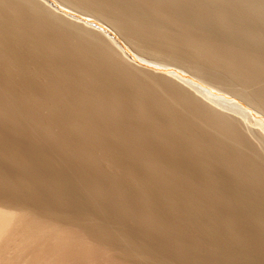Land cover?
<instances>
[{
	"label": "bare ground",
	"instance_id": "obj_1",
	"mask_svg": "<svg viewBox=\"0 0 264 264\" xmlns=\"http://www.w3.org/2000/svg\"><path fill=\"white\" fill-rule=\"evenodd\" d=\"M40 1L60 13V9L65 10V3H69L75 6L77 10L83 14L90 11L108 17L120 32L138 47L146 49L150 54H162L169 60L190 66L196 72L195 75L200 77L203 83L197 82L191 78L184 79L175 72H171L174 75L170 76V74L168 75L159 69L149 68L148 65H151L152 62L144 58H139V61L144 63V65L136 62L110 32L94 23L82 20L77 16L62 12L63 14H66V18L69 20L81 22L97 29L99 33L105 37L106 41L90 35L91 33H87L83 28L74 25L69 21L54 16L33 2L24 0H0V80L8 83L7 86L2 85V83L0 85V96L5 98V100L3 99L4 102L0 99V101H2L0 102V120L3 119L4 121H7L6 123H12L11 125L16 127L22 125L20 126V129L17 127L18 132H20L21 127L23 128L24 126L21 134L25 135L27 139L29 138V142L30 139L32 140V132L33 136H36L34 134H37L38 132V134H42L39 136L43 137L45 135L44 138L48 136L49 139L53 138L54 141L58 140V144L60 143L61 146L60 153H62V149L63 152L70 154L77 150L79 152H77V155L79 154L82 157L80 161L82 163L84 159L89 161L90 164H92V169L94 170L93 167L95 166L97 170L99 166L96 165L100 162L98 161L99 163H95L97 162L95 157L99 152H96L93 148L94 152L97 153L94 154V152L91 151L92 149L84 148V145V147H82V144L85 143L83 140L86 141L85 139H87L92 141L95 148L100 151L99 154L102 157H108V153L104 154L107 151L105 149L104 140L100 135L105 132L113 135V138H115L117 143H124L126 145L136 143L141 145V147L147 148L144 144L138 143L140 140L137 139L140 133L137 118H144L152 128V134L157 136L159 142L161 141V144H163V147L167 150H170L171 152L176 151L173 145L176 142H179L198 152L194 157L179 154L183 159L188 160L198 169V171L191 172L192 174L188 173L187 177L185 176L186 178L182 177L180 182L187 188L186 198L188 203L197 205V210L201 212V214L204 215L207 212V215H211L213 220L215 219L217 222H220L222 226L225 225L226 227V229L220 230V228L213 223L209 225L210 231H213L214 233L216 232L220 235H228L233 238H239V236L245 237V235H247L258 239L264 230V117H262L264 116V59H260L257 55L247 51L236 42L225 44L214 40L206 30H203L199 26L196 28L192 21L188 22L187 25H183L179 21V16L177 14L178 10L162 6L159 1L156 0H59V3L50 0ZM136 2H140L144 7L137 8L135 6ZM86 19L90 18L86 17ZM217 20L219 22L223 21L220 15H218ZM132 66L145 68L157 75L168 76L169 82L175 81V83H181V85L187 86L192 92L184 93L183 91L180 92V90L177 91V89L172 92L169 87V89L161 88L160 84L162 83V80H158L154 76L153 78L151 76H141L138 72H135V70L132 69ZM217 84H222L226 91H220V88H218L219 91L216 90V87L218 86ZM241 91L244 92L243 97L237 95L238 92ZM40 96H49L51 97V100L42 99L43 97L41 98ZM234 96H238L243 101L249 103V105L259 110L262 115L252 111L242 102L233 98ZM120 99L125 101V109L129 110L132 115L126 117V120L130 125L129 133H122L111 128L109 125L110 122L118 119L115 112L121 109ZM17 108L26 109L28 115L24 113L25 111H23V113L30 117L24 118L20 116L21 113L20 115L18 114L19 109L17 111ZM39 108H42L43 111L46 109L50 113V118H42L41 115L44 114L43 112L40 114V112L37 111V114L36 110H39ZM62 112L65 114H74L83 119V122L76 123V121L79 120L74 121V123L72 121L71 123L65 121V118H67L68 115H65L67 116L65 118L63 117L64 115L61 117ZM61 118L64 119V121ZM32 119H36L34 121L37 122V124L33 123ZM3 120L2 122H4ZM53 120H57V123ZM66 120H68V118ZM10 124L8 125L11 126ZM8 125L5 124V127ZM56 126L61 127V133H58L60 132L58 129H56L58 131L57 133L52 132V127L56 128ZM5 127L4 129L7 128ZM1 129L3 130L2 127ZM1 129L0 143L7 144L8 142H14L13 144L14 147L16 145V148L20 147L16 143L24 144V142L21 141L17 142L16 136L19 133L15 132L16 134H14L16 136L12 134L13 137L11 134H6V137L4 133H6L7 130L1 132ZM15 129H12V131H16ZM10 131L7 133L12 132ZM69 132L73 134L74 132L78 133L77 136L79 135L80 138L83 136L82 139H76L78 140V143L79 140H82L81 145L78 144L74 146V143L73 145H70V141L72 142L74 136L71 140L69 139L70 141L67 139L69 142H67L68 144L66 142H61L63 139L61 137L66 136ZM161 132L165 136L162 135ZM8 135L12 138L15 137L13 140L16 141H9ZM22 135H20V137ZM69 135L71 136V134ZM11 137L10 139H12ZM23 137H21V140L26 138ZM37 138L38 136H36L35 140ZM40 138L38 140H40ZM44 138H41V140ZM49 139L48 141H51L52 145L57 144L53 139ZM38 140H36L34 145L37 144L38 146ZM45 143H47V141L42 144ZM5 144L4 146H7ZM23 144L22 146H27ZM58 144L57 146H59ZM49 145L47 146L48 148L46 147V144L41 147L45 146L43 149L50 148V157L53 154L55 157L56 152L54 151L55 153L52 154V151L54 149L58 150V148L52 147V149L50 147L52 145ZM1 146L0 158L2 160H7L8 163L10 162L17 166H20V163L26 160L24 154L21 153L23 150L19 152L20 149L14 150V147H10L11 149H5L8 146L5 148H3V145H0V147ZM29 149L26 147L25 150L28 151ZM39 149L42 150V148ZM25 150L24 153L26 155ZM43 151L45 154L47 150ZM32 152L35 153L36 151L33 149ZM32 152L30 153V156ZM111 154L112 157L115 156V153L114 155L113 153ZM49 155L43 156L42 154L44 158H46L45 156L49 157ZM56 156H59L58 152ZM50 157L49 161L44 163L50 165ZM112 157L110 156L111 159ZM31 158L32 156L27 160L30 162L33 159L31 164H34L32 162L36 161L34 160L35 157ZM125 158L128 160L129 158L137 159L138 157L137 155L128 154ZM165 158L169 159V156ZM42 160H40L42 163L41 166L44 165ZM46 160H48V158H46ZM85 160L84 164L86 163ZM113 160V163H115V157H113ZM139 160L150 169V172L152 169L154 171L153 173L156 174H161L162 171L164 172V169L169 168L163 161L162 163L157 156L151 153L143 157L139 155ZM40 161H37V163ZM4 162V164H6V161ZM29 162L27 161L26 163ZM75 162H78V159ZM165 162L167 164L169 163L166 160ZM56 163L53 161L52 164L56 165ZM108 163L112 166L110 161H108ZM214 163L223 167L225 175H219L214 172V168H212ZM31 164H28L30 168L32 167ZM48 164L45 165L49 166ZM79 164H77L78 167L81 165ZM2 165H0V168ZM36 165L38 166V164ZM55 165L52 167L50 165V168L55 169L54 171H58L57 168L60 166V163H58L59 166L56 168ZM64 165L65 164L61 166L62 168H60V171H62ZM71 165H73V163ZM71 165H67L65 169L66 171L64 172L68 173L67 170L69 169L67 168L73 167ZM89 165L87 168H90ZM17 166L14 167L13 165H9L8 169H10V167L11 169L12 167L18 168ZM47 166H43L45 167L43 171L49 170V168L46 169ZM111 166L109 165L108 167L110 168ZM22 167V170L25 169L22 172L19 168L22 174L28 173V171L26 172L28 167ZM76 167L74 166V168ZM83 167L81 169L78 168V170L82 171ZM108 167L106 165V172L110 170ZM89 168L87 170L96 172ZM102 168L100 164V169ZM41 169L38 171H42ZM111 169L113 170L112 167ZM85 170L86 169L82 172L83 174H86L84 178L86 181V178L90 173L87 171V174ZM38 171H35L36 174L33 173V175H36L35 177H37V174L42 173H38ZM75 171L71 170L73 173H75ZM101 171L102 170L98 172V177H102L103 173H105L104 170L102 171L103 173ZM125 171H127L126 173L130 177V184L133 183V185L138 186L145 183L143 179L139 178L140 176L137 177L133 172L128 170ZM5 172H7L6 169ZM109 173L111 172L105 174L106 178L103 177L106 181ZM52 174H54V172ZM58 174L59 172L54 175L57 176ZM76 174L78 173H75L74 177L77 176ZM7 175L11 174L8 173ZM42 175L43 174H41V176ZM71 175L73 174L71 173ZM110 175L111 174H109V176ZM12 176L13 175H11V177L6 176L4 171L3 173L0 171V193L5 191V194L6 191H9V193L11 192L12 195L15 196L16 201L23 195L26 197L28 196L32 199V202L35 200V202L38 203V207L42 212H46L44 215L47 213L50 215L56 214L58 217H62L64 220L63 223L71 222L73 224L72 218L74 219V217H64L60 214L61 212L56 213L52 206H50L52 202H54L52 201V198L55 200L57 199L58 202L59 196L56 194L58 193L56 189H54L56 191L50 189L49 196L52 198L49 199L48 196V199L51 203H44L39 199V196L41 195L39 193L42 191H38V197L33 193L39 184L37 179V181H34L37 182L36 184L31 180V183L36 186H34V188L33 185L30 184L29 178V182L27 178V180H20L21 177L18 181V177L14 178V176ZM90 176L94 177L95 175L93 176L90 174L89 177ZM148 176L144 177V179L148 180L150 183H159L155 179V176H150L149 178ZM89 177L87 178L89 179L88 182L91 181L90 183L93 184L92 182L96 181L94 180L96 177L93 178V180H91L92 177ZM53 178H51V180H53ZM68 178L67 175L66 179L68 180ZM121 178L122 177H120V179ZM75 179H77L76 182H78V184L82 183L80 184L82 186L86 183L84 180L85 183L79 182L77 177L74 178V182ZM113 179L114 180L110 178V180H112L110 181L111 183L117 178ZM122 179L124 180V178ZM44 180L47 182L46 178H44ZM69 180H71V178H69ZM61 181H63V179H61ZM72 181L70 182L72 183ZM106 181H104V183ZM70 182L69 186L71 184ZM102 182L100 185H102ZM90 183H88V186L91 187ZM104 183L103 185L105 186L106 183ZM58 184L59 183H57L56 187H59ZM67 184L66 186L63 185V187H67ZM120 184L121 183L117 184L119 188L121 187L119 186ZM124 184L122 183V185ZM41 185L47 186L49 189V185L43 184V182ZM73 185L72 187H75ZM127 185H129V183ZM82 186H80V188ZM109 186L110 188L113 187L107 183V186L103 187V189H107ZM58 187L57 189L60 191L61 187L60 189ZM83 187L82 189L85 188L84 191H88L86 187ZM110 188L108 189L113 191L116 190L114 187L113 189ZM194 188H196V190H194ZM82 189L79 190V192L81 191V196L79 195L80 193H73H75V195L78 194L81 198L82 196L86 197L87 194H84V191L82 195ZM43 190H46L47 192V189L44 188ZM74 190L72 189V191ZM68 191L71 192L70 190ZM68 191L66 194H69ZM89 191L88 194H91L88 195L89 199H93L94 197L92 194L94 195V193ZM117 191H120V189L112 192V195H114L115 198H122L125 201V198H123L124 196L122 195H125L126 193L121 195V193H118ZM124 191H122V193ZM195 191H198V194L203 197L202 201L200 198L197 199L193 197L192 192ZM95 192L98 191L95 190ZM135 192L133 191V194L131 191L134 196L137 193ZM110 193L111 191L109 194ZM140 193H142V191ZM64 194L62 193V195ZM106 194L108 195V193ZM106 194L104 193L103 196L105 195L106 197H104L106 199H108L107 197L110 199L111 195L107 196ZM73 196L74 195L72 194L69 199L76 201L78 204L77 200H79V198L76 196L78 199L73 200L75 199L72 198ZM134 196H132V198ZM66 197L64 202H67L68 198ZM84 197L82 199H84ZM140 197L142 198L143 195H140ZM69 199L68 201H70ZM89 199L87 198L88 202ZM122 199L120 200V205L122 203L121 201H123ZM133 200L134 202L136 200L138 201L137 203H139L138 198H133L132 202ZM92 201H94V199ZM57 202L55 204H57ZM94 202L95 204H93ZM94 202H92V207L93 205L94 207L98 205L96 203L97 201ZM116 202L118 201L116 200ZM48 203L49 205H47ZM141 203L145 204L146 202L143 203V201H141ZM16 204L18 203L16 202ZM105 205H102V208H105L103 207ZM125 205L124 208H126ZM18 206H10V204H5L2 199L0 200V264H17L18 262V264H68L69 260L73 262H75V259L76 261L78 259L80 260L81 256L84 254L86 255L87 252L88 254H91V249H93V247L94 249L96 247L105 252L111 253L112 236L110 235V232L112 230L108 231V234L104 225L103 228L106 231L101 227L102 225L94 224L93 229L87 231L90 230V228L87 226L88 229H86L85 226L90 222L87 221L89 222L87 223L85 222L86 220L84 221L85 216L83 217V215L85 213L79 215V217H81L80 219L75 216V221L80 220L79 222H85L82 223L85 226L78 227L80 230L75 227L76 231L78 230L77 233L80 234V237H77V239L72 236L75 234V232H73V226L67 224L62 226V224H60L61 221L56 222L54 219L43 218L44 216L40 217L36 211ZM73 206L72 208L74 209ZM76 206L75 209H78V205ZM142 207H144V205ZM81 208L82 207H80V209ZM105 211H107V209ZM123 212L127 213L125 209ZM146 212V215H148V211ZM71 213L76 215L74 212ZM86 214L88 215V213ZM143 214H145V212H143ZM149 214L151 213L149 212ZM143 217L145 219V216L142 215L141 218L139 217V220ZM82 218L84 219L81 220ZM149 218H151V216ZM151 220H153V218H151ZM141 221L140 225H143L142 223L146 220ZM76 222L78 223V221ZM96 222L97 221H95V223ZM148 222L149 221L147 220L146 223ZM251 224H254L255 227H251ZM157 225H159V223H157ZM162 225L163 224L160 226L162 227ZM145 226L148 228L147 224ZM162 229L164 228H161V230ZM123 230L122 232H124ZM162 234L164 235V233ZM123 235L125 234L122 233L120 237H123ZM117 239L119 240V237ZM112 240L114 241V239ZM130 243L132 244V242ZM136 245L134 244L136 247L135 250L134 248H132L133 250H130L129 248V250L124 249V252L126 253V251H128L131 256H129L131 261L132 257L136 258L139 256L135 251L139 250L141 252L140 248ZM115 246H117V244H115ZM82 251H85L86 253ZM81 252L84 254L80 255ZM85 255L82 258H87V255ZM145 255H149V252ZM78 256L80 258H77ZM89 256L91 255H88V258ZM119 256L120 259H124L123 256Z\"/></svg>",
	"mask_w": 264,
	"mask_h": 264
},
{
	"label": "rangeland",
	"instance_id": "obj_2",
	"mask_svg": "<svg viewBox=\"0 0 264 264\" xmlns=\"http://www.w3.org/2000/svg\"><path fill=\"white\" fill-rule=\"evenodd\" d=\"M24 1L33 2L36 5H39L43 9L47 10L49 13L53 14L54 16H57L63 20L69 21L70 23L83 28L85 31H87V33H89V34L91 33L90 35L95 36L96 38L98 37V38L102 39L103 41L104 40L106 41L105 37L102 34H100L97 29L90 27L86 24H83L81 22H77V21L75 22L74 20H69L66 18V14H63L62 12L67 13V14H72L74 16L81 18L82 20H86L87 22L94 23V24L100 26L101 28L107 30L108 32H110L115 37V39L122 45V47L125 49V51L136 62L144 65V63L139 61V58H144V59L152 62L151 65H148L149 68L159 69L160 71L167 73L168 75L170 74V76L174 75L171 72H175L176 74H178L179 76H181L184 79L191 78L197 82L203 83L202 80L200 79V77L195 75L196 72L190 66H188L184 63L181 64L179 62L169 60L162 54H157V55L150 54V52L147 51L146 49L138 47L132 41L127 39L120 32V30L108 19V17L102 16V15H99L97 13H93L90 11H88V13H86V14H83V13L79 12L75 6H73L69 3H65V5H66V6L64 5L65 10L60 9L61 10V13H60V12H57V11L51 9L49 6H47L45 3H43L40 0H24ZM50 1H54L55 3L60 2L59 0H50ZM156 1H159L160 5H162V6L169 7L170 9H173V10H178L177 14L179 16V21L183 25H187L188 22L192 21L195 24L196 28L199 26L203 30H206L207 33L210 34V37L213 38L214 40H216L218 42L225 43V44L236 42L238 45H240L241 47H243L247 51L257 55L260 59H264V11H263L264 10V0H156ZM135 6L137 8L138 7L139 8L144 7V5H142L140 2H136ZM218 15L221 16V18L223 20L222 22H219L217 20ZM86 17H89L90 19H86ZM188 19H189V21H188ZM157 67H159V68H157ZM132 69L135 70V72H138V74L141 76H151L152 78L154 76V77H156V79L162 80L161 81L162 85L160 84L161 88H164V89L170 88V90L172 92L176 91V89H177V91L180 90V92L183 91L184 93H191L192 92L191 90H189V88L187 86L181 85V83H175V81L169 82L168 76L166 77L163 75H157V74H154V73L148 71L145 68H141V67H137V66H132ZM1 81L2 80H0V85L2 83V85L7 86L8 83L3 82V81L1 82ZM216 88L215 89L218 91H219L218 88H220V91H226L225 87L222 84L221 85L219 84ZM243 93L244 92L241 91V92H238L237 95L243 97L244 96ZM238 96H234L233 98L242 102L245 106L249 107L252 111L257 112L258 114L262 115V113L259 110L255 109L253 106L249 105V103H247L246 101H243ZM0 97H1L0 99L2 101H3V99L5 100V98H3V96H0ZM40 97L41 98L43 97L42 99L51 100V97H49V96H46V97L40 96ZM2 101H0V102H2ZM120 104H121V109L118 110L117 112H115L118 119H115L114 121L110 122L109 125L111 128H113L117 131H120L122 133H129L130 125L126 120V117L129 115L130 116H132V115L130 114L129 110L125 109L126 103L123 99L122 100L120 99ZM18 109H19V111H18ZM20 109L21 108L16 109L18 111L19 115L21 113L20 116H22L24 118L30 117V116H26V115H28V113H27L28 111L26 109H24V108H23L24 110L23 109L20 110ZM20 111H22V112H20ZM23 111H25L24 113L26 115L23 113ZM37 111L40 112V114L42 112L44 113V114H42L43 116L41 115L42 118H44V119L50 118V113L46 109H44V111H43L42 108H39V110L37 109L36 112ZM38 112H37V114H38ZM48 113H49V115H48ZM29 115H30V112H29ZM65 115H68V117ZM62 116L64 118L67 117L68 120H66L67 118H65V121H69L70 123H71V121L74 123V121H76V120H79V121H76V123H80V122L82 123L83 122V119H81L80 117H78L74 114H65L64 112H62L61 117ZM262 117H264V116H262ZM36 119H34V120H36ZM2 120L3 119H1L0 121L2 122ZM34 120L32 122L37 124V122H35ZM62 120L64 121V119H62ZM47 121H49V120H47ZM137 121H138L139 127H140V133L137 137V139L140 140L138 143L144 144V146L147 148L141 147V145L136 144V143H134L132 145H126L124 143H121V144L117 143L115 138H113L114 137L113 135L105 132V133H102L100 135H101V138H103V140H104L105 149L107 152H105V153L102 152V153H104V154L108 153V157L107 156L102 157L99 154L100 151H98V149L95 148V145L92 143V141L85 139L86 141H88V142H86L83 140V142H85V143L82 144V147L85 146L84 148H87L90 150L92 149L91 150L92 152H94V150L96 152H99L98 153L99 156L96 155V157H95V160L97 161L95 163L100 162L98 165H96V166H99V168L97 170H96L95 166L93 167L94 168V170H93L91 167L92 164H90V162L86 161L85 159L84 160L86 161V163L84 164V160L82 163L80 161V159H82V157L79 154L77 155L78 151L76 149H75L76 151H73V153L76 155H74L73 153H71V154L65 153V152H63V149H62V153H60L61 152V150H60L61 146H60V143L58 144V142H59L58 140L57 141L55 140L56 141L55 142L54 139L52 138L53 141L55 143H57L59 146H57V144L52 145L51 141H48V139H49L48 136H46V138H44L45 135L42 137V136H39L42 134H38V132H37V134H38L37 135L34 132L35 133L34 135L38 136V138L36 140H38L40 137L47 139V140H44V139L41 140V138H40L41 141L40 140L37 141V143H38V146H37V144L34 145V143H36V140H35L36 136H33V132L31 133L32 134V140L30 139V142L28 140L29 138L27 139V137L25 135L21 134L22 133L21 131H22V129H24V126H23V128L21 127V131L19 130L20 132H18L17 129L18 128L20 129V126H22V125H19V127L17 126L18 127L17 128L14 125L12 126L11 125L12 123L11 124L6 123L7 121L2 122L3 124L0 122V126L3 128V130H2L0 127L1 132H5V130H7V132H9L11 127H12V129L16 128L15 129L16 131H14V130L12 131V129H11V131H12V132L10 131L11 133H7V132L4 133V135L6 137H7L6 134L12 135L15 132H17V133H19V134H17L18 137L15 135L16 133L14 134L17 138V142L21 141V142H24L25 145H27V146H22L23 143L21 144V143L15 142L18 146H20L19 148H16V145L14 147V144H13L14 142H11V143L8 142L7 144H5L4 143L5 141H4L3 143L5 145H7L9 147L8 148L7 146H4V144H2V142L0 143V145H3V148L7 147L5 149H11L14 147V150L20 149L19 152L21 150H23V152L21 151V153L24 154V157L26 159V160H24L25 162L23 161L20 163L21 164L20 166H17L15 164L10 163V162L8 163L7 160H2L0 158L1 159L0 162L1 161L3 162V163L1 162L0 165L3 164L2 165L3 167L1 166V168L4 171V174L6 176H9V177H11V175H13L14 178L18 177V179H17L18 181H19L20 177H21L20 180H23V179L27 180L29 178L30 184L33 185V187L35 186L33 183L36 184L37 182H39L40 185L38 184L37 187L35 186L36 188L34 187L35 191L33 193L36 194V197H38L39 194H41L39 196V199H40V201L42 200V202H44V203H47V202L51 203V201L49 200L50 198H52L49 196L50 189H53L52 191L57 190L58 193H56V194L59 196L58 202H57V199L55 200L54 198H52L53 199L52 201H54V202H52V204L50 206H52V208L55 210L56 213L61 212L60 214H62V216H64V217L65 216H68L69 218L74 217V219L72 218L73 224L71 222L63 223L64 220L62 219V217H58L56 214L50 215L47 213L46 214L47 216L44 215L46 212H44V211L42 212V210L39 209L38 203L35 202V200H33L35 203L32 202V199L29 198L28 196L26 197L25 195L19 197L16 201L15 196L12 195L11 192L9 193V191H6V193L4 194V192H5L4 191V192L0 193V194H2V195H0V200L2 199V201L5 202V204H10V206H14V205L18 206L19 205L18 207H23V208H26L29 210H34V211H36V213L38 215H40V217L44 216L43 218L54 219L56 222L61 221L60 224H62V226H65L67 224V225L73 226L74 228L76 227L77 229H79L78 228L79 226H85L82 223L89 221L90 223L87 222L89 224L88 225L86 224V226H85L86 229H88V227L90 228V230H87V231H91L94 227V224L95 225L99 224L100 226L102 225L101 226L102 228L104 225V228L107 229V233L110 230H112L114 232V233L112 231H111L112 233L110 232L112 239H114V241L111 239V241H112L111 253L105 252V251L98 249L96 247L94 249V247H93V249H91V251H92L91 254L90 253L88 254V252L86 253L85 251H82V252H85L86 255L87 254L91 255V256H89V258H88V255H87V258L85 257L86 259L82 258L85 254L81 252L80 255H82V254H84V255L81 256V258L79 256L77 257V258H80V260L78 259L76 261V259H75L74 260L75 262L69 260L68 264H264V230L262 231V234L258 239L251 237V236H247V235H245V237L239 236V238H233V237H230L228 235H220L216 232L214 233L213 231H210V228H209L210 224L214 223V225H217L220 228V230L226 229L225 225L222 226V224L220 222H217L215 219L213 220L211 215H209V214L207 215V212L204 215L201 214V212H199L197 210V205H192V204L188 203L187 198H186L187 197V195H186L187 188L180 181L182 180V177L186 178L188 173L192 174L191 172L198 171V169L196 168V166L191 164L188 160L183 159L180 155L185 154L186 156L194 157V156H196V154L198 152L191 149L190 147L185 146L182 143H179V142H176L173 145L174 149L176 150V151H173L175 153L171 152L170 150H167L166 148L163 147V144H161V141L159 142L157 136H154L152 134V128L150 127V125L148 124V122L144 118L138 117ZM54 122L57 123V120H55ZM5 124H7V125L10 124L11 126L8 125V126H6L7 127L6 128ZM2 125H4V126H2ZM4 127L6 129H4ZM13 127H15V128H13ZM54 127H52V129H51V130H53L52 131L53 133H57L58 131H60L58 133H61V127H59V126H56V128H54ZM56 129H58V131ZM69 134H71V136ZM69 134H67L68 136L66 135V136L61 137L63 139H62V141L61 140L60 141L67 143L68 141L71 140V138H73V136H74L73 139H75V140L76 139H82V137H83V136H81V138H80L79 135L77 136L78 133H75V132H74V134H76V135H74L73 133H70V132H69ZM161 134L164 135L162 132H161ZM9 135H8V137H9ZM20 135H22L21 137L24 136L23 138L26 137L25 138L26 140L25 139L21 140ZM10 137H9V141L10 140L16 141V140H13L15 138V137L12 138L13 135L11 137L12 139H10ZM67 139H68V141H67ZM73 139H72V142L70 141V143H71L70 145H73V143H74V146H76L78 144L81 145L82 140L81 141L79 140V143H78V140L75 141ZM25 141H27L28 143ZM45 141H47V143H45L46 147L50 144V145H52V146L49 145L51 148L52 147L58 148V150L54 149L52 151V154L56 152L55 157L53 156L54 154L51 155V157L53 156L52 158L50 157V155H49V154H51L50 148L47 149L48 148L47 147L46 149H43V148H45V146L41 147L42 145H45V144H42ZM48 142H49V144H48ZM74 146H72V147H74ZM21 147H23L24 149ZM26 147H27V149L30 148L32 151L34 149V151L37 152V153L36 152L34 153L29 149L30 153L32 152V154H31L32 158L35 157L34 160H36L35 161L36 163L32 162L34 164H31V161H33L32 158H31L32 160L30 162H29V160H27L28 158L30 159L31 156H30L29 150L28 151L25 150ZM35 147H38V148H35ZM0 148H2V146ZM39 148H42V150ZM93 148H94V150H93ZM110 149H111V152H110ZM24 150L26 151V155L24 153ZM43 150H45V151L47 150L48 152L46 151L44 154ZM57 152H58L59 156H56ZM96 152H94V154ZM111 153H113V155L115 153V156H113V157H115V163H113L114 160H113ZM149 153L157 156V158L161 162L163 161L166 164V166H168L169 168L164 169V172L162 171L161 174L153 173L154 171L152 169L150 172V169H148L146 167V165L141 163L142 161L139 160V155L141 157H143ZM42 154H43V156L49 155L51 167L53 165H55V164H52L53 161H54V163L57 162L55 165V168L58 167L59 166L58 163H60V166L57 168L58 171H54L55 169H51L50 165L48 163H44L46 161H49V157L45 156L46 158H48V160H46V158H44L42 156ZM64 154H66V155H64ZM128 154L137 155L138 158L137 159L129 158L128 160H126L125 157ZM170 154H172V155H170ZM60 155L62 156V158ZM40 156L42 157L43 160L41 159ZM110 156L112 157V159L110 158ZM167 156H169V159L165 158ZM39 157H40V160H42V162L44 163V165H42V166H41L42 163L39 160ZM2 158H4V157H2ZM53 159H55V160H53ZM77 159H78V162L80 161L79 163L81 165L78 162H75V161H77ZM111 160H113V161H111ZM165 160L168 161L169 163L167 164L165 162ZM4 161H6V164H4L5 163ZM27 161L32 165V167H31L32 169L28 165L29 163H26ZM37 161H40V162L37 163ZM51 161H52V163H51ZM60 161L62 162V164ZM108 161H110V163H112V166H111V164L108 163ZM70 163L71 164L73 163V165H71ZM87 163H89L90 165ZM106 163H108V164H106ZM36 164H38V166ZM45 164H48L49 166H47ZM63 164H65V165L63 166L62 171H60L61 170L60 168H62L61 166ZM77 164H79L80 166L85 165L84 167L82 166L83 170L86 169L85 170L86 173L88 171V173H90L91 175H93V176L95 175L94 177H92V176L89 177V175H90L89 174L88 177L89 178L92 177L91 180H93V178L96 177L94 179L96 181L95 182L93 181L92 183L93 184L96 183L95 185H98V186L91 184L90 183L91 181L88 182L89 179H87L88 178L87 176H86L87 178L85 181L84 178H85L86 174L85 173L83 174V172H82L83 170L82 171L78 170V168L81 169L82 167H80V166L78 167ZM100 164H101V168L104 165V167L102 169H100ZM9 165L10 166L13 165L14 167L17 166L18 168L12 167V169H11V167H10V169H8ZM67 165L73 166V167H71L72 169L70 167L67 168V169H69V170H67L68 173L64 172V171H66L65 169H66ZM88 165L90 166V168L88 167L90 170L96 171L97 173L87 170ZM106 165H107V167L110 165L113 168V170H112L111 167L110 168L108 167V169H110L111 171L109 170L107 172H111L109 174L112 175V173H113V175L112 176L110 175L111 176L110 177L108 174L107 181H106V179L103 178V177L106 178L105 174H107V172L105 171ZM22 166L24 168L28 167L29 170L31 169L34 172L31 170L29 171L27 168L26 169V172L28 171V173H26L27 175L25 173H23V174H25V175H23L22 172L25 169L22 170L21 169ZM39 166H41V167H39ZM43 166H47L46 169L49 168V170H48L49 172L47 170L43 171V169L45 168ZM74 166L75 167L77 166L76 167L77 169L74 168ZM220 166L217 163H214L212 168H214V172L216 174H219V175L224 174L225 175V171H224L223 167L221 166L222 167L221 168ZM4 167H7V168H4ZM1 168H0V171L3 173ZM19 168L22 170V172L20 171ZM37 168H39V169L42 168L41 169L42 171L39 172L38 171L39 169H37ZM5 169L11 175H7L8 173L5 172ZM34 169H37V170H34ZM99 169L102 171L104 170V172H105V173H103L101 171L103 173L102 177H98V172L100 171ZM71 170L72 171L76 170L77 172L75 171V173H78V174H76L77 176L76 175L75 176L78 178V181L79 182L85 181L86 183L84 182L85 184L83 186L86 187L88 189V191L90 190L91 193H94V195L92 194V196L94 197L93 199H94V201H97L96 203L98 204V205L96 204L97 205V206H95L96 208L94 207V205L92 207V202H94V201H92L93 200L92 198H91L92 200L89 199L88 195H91V194H88V191H84L85 188L82 185H80L82 183L78 184V182H76L77 179H75V182L77 184L74 182V178H76V177H74L75 173L71 172ZM125 170L133 172L135 174V176H137V177L140 176L139 178L143 179V181H145V183L143 185H138V186L133 185V183L130 184V180H129L130 177L126 173L127 171H125ZM35 171L36 172L38 171V173L42 172L41 174H43V175L41 176V174H37V177H35L36 176ZM53 172H54V174L59 172L58 175H60L61 177L58 175L55 176L54 174H52ZM33 173H35V174L33 175ZM71 173L73 175H71ZM80 174H83V175H80ZM67 175L69 178H71V180H69V178H68V180L66 179ZM78 175H80V176H78ZM100 175H102V174H100ZM148 175H150L152 177L155 176L156 177L155 179L159 183L154 184V183H150L148 180H145L144 177H146ZM23 176H24V178H23ZM33 176L35 179L33 178ZM150 176H148V178ZM42 177H43V179H42ZM53 177H55V178H53ZM72 177H73V179H72ZM79 177H81L82 180ZM120 177L124 178V180L122 178L120 179ZM44 178H46L47 182H45ZM51 178H53L54 181L51 180ZM110 178L112 180H114L113 178H117L115 181H113L116 184L113 182L111 183L110 181H112V180H110ZM29 179H28V182H29ZM61 179H63V181H65L66 183L61 181ZM31 180L33 183H31ZM102 180H103V182H102ZM34 181H37V182H34ZM70 181H72V183ZM100 181L102 182V185H100L101 184ZM104 181H106L105 186L103 185ZM42 182H43V184L49 185V189L47 186H42L41 185ZM61 182H63L64 184ZM69 182L71 183L70 186H69ZM124 182H125V184H124ZM57 183H59L58 184L59 187L58 186L57 187L59 189L61 187L60 191L56 187ZM88 183L91 184V187L88 186L89 185ZM107 183H108V185H111V187L113 186L114 189H116V190L120 189V191H117V192L118 193L120 192L121 195L126 193L125 195H122V196H124L123 198H125V201L122 198H115V196L112 195L113 194L112 192H115L116 190H114V191L109 190L108 188H110V186L107 187L108 190L106 188L103 189V187L107 186ZM119 183H121L119 185V186H121L120 188L117 186V184H119ZM122 183L124 185H122ZM128 183L130 186L127 185ZM60 184H61V186H60ZM62 184L64 186H66V184H67V187H63ZM73 184H75V185H73ZM72 185L75 187H72ZM79 185L82 186L84 189H82V187L80 188ZM76 186H78V187H76ZM100 186L102 187V189ZM42 187H43V189L44 188L47 189V192L49 190V192L47 193L46 190L42 189ZM97 187H98V190H97ZM113 187L110 189H113ZM134 187H135V189L137 188L138 191L140 190L138 192L136 189V192L139 195L135 192ZM74 188H75V190H74ZM77 188H79V189H77ZM54 189H56V190H54ZM72 189L74 191H72ZM80 189H82V195L84 192H85L84 194H87V196L86 195L85 196L89 199V202H91V203H89L87 201L86 197L82 196V198L84 197V199L79 197V195L81 196V191L79 192ZM64 190H67V191L70 190L72 192V194L74 195L72 198H75L73 200H77L79 198V200H77L78 204L76 203V201H72V199H69L72 196L71 192L68 191L70 194V196H69L68 193H67L68 195L66 194L67 191H64ZM95 190L98 192H95ZM121 190L122 191L127 190V191H124L122 193ZM194 190H196V188H194ZM38 191L39 192L42 191L43 193L40 192L38 194ZM108 191L109 192L111 191V193L109 194ZM131 191H132V193H133V191L136 193L135 194L136 197L138 195L137 198L139 199V203H137L138 201H136V200H135V202H134V200L132 202L133 198H135V199H137V198L133 195L134 193L133 194L131 193ZM141 191H142V193H140ZM7 192H8V194H7ZM73 192H75V193L77 192L80 194L75 195V193H73ZM127 192H129V193H127ZM46 193H47V195H46ZM62 193L63 194L65 193L66 195L65 194L62 195ZM95 193H96V195H95ZM99 193L102 195L104 201H103V199ZM104 193L105 194L108 193V195H111L110 199H109V197H107L108 199H106L105 198L106 196L105 195H104L105 197L103 196ZM192 193H193L192 195L194 198H197V199L200 198L201 201L203 200V197L200 194H198V191H195ZM99 195L101 197L100 200H99V198H100ZM140 195L141 196L143 195V197L141 198ZM45 196L47 197V199ZM48 196H49V199H48ZM76 196L78 198H76ZM95 196H97V197H95ZM132 196H134V197L132 198ZM65 197L70 200V201H68V199H67L68 203L64 202L66 200ZM44 198H45V200H44ZM96 198H97V200H96ZM130 198H131V200H130ZM121 199L123 200L121 202L122 203L124 202V203L123 204L121 203V205H120ZM116 200L118 202H116ZM84 201H87L89 204L87 202H84ZM106 201H107V204H106ZM141 201H143V203L144 202H146V203L142 204ZM16 202L18 204H16ZM56 202H57V204H55ZM71 202H72V205H71ZM49 203L47 205H49ZM53 203L55 206L53 205ZM81 203H83V204H81ZM102 203H104V204H102ZM140 203H141V205H140ZM90 204H91V206H90ZM93 204H95V202ZM73 205H75V206L78 205L79 208L75 209V206H73ZM102 205H105V206H103L105 208H102ZM124 205L126 206V208H124ZM143 205H144V207H142ZM72 206L74 207V209L72 208ZM99 206H100V208H99ZM140 206H141V208H140ZM69 207L72 209H70ZM80 207H82L83 209L82 208L80 209ZM106 209H107V211H105ZM124 209L127 213L128 212L129 213L127 214V213L123 212ZM146 211H148V215H146V213H147ZM71 212L76 213V215L71 213ZM122 212H123V214H122ZM143 212H145V214H143ZM149 212L151 214H149ZM81 213H83V214L85 213L83 215V217L85 216L84 217L85 219L82 218L81 220L84 219V221L85 220L86 221L85 222H82V221L79 222L80 220H76V221H78V223H77L75 221V219L76 218L80 219L81 217H79V215ZM86 213H88V215ZM108 213H110V214H108ZM124 213H125V215L127 214L126 217H125ZM70 214H72L74 216H72ZM141 214L143 216H145V219L143 217L142 219L139 220V217L140 218L142 217ZM149 215L151 216V218H153V220L154 219L155 220L154 221L151 220V218H149L150 217ZM75 216H77V217L75 218ZM88 217H90V218H88ZM136 218H137V221H136ZM94 220L97 222L95 223ZM141 220H146L144 222L145 224L142 223L144 226L140 225L142 222ZM147 220L150 223L149 222L146 223ZM70 221H71V219H70ZM156 221H157V223H159V225H157ZM146 224H147L148 228H146V226H145ZM161 224H163L162 227L160 226ZM251 227H255V225L251 224ZM74 228H73V232H75V234H74L75 236L74 235H72V236H73V238L74 237L79 238L80 234L77 233L78 230L76 231V228L75 229ZM161 228H164V229L161 230ZM166 228H167V230H166ZM122 230L125 233L122 232ZM117 231L119 232V236H118ZM115 232L117 233V236H116ZM122 233L125 235H123V237H120ZM162 233H164V235ZM118 237H119L120 241L117 239ZM168 240L170 241V243ZM74 242H76V241H74ZM130 242H132V244ZM133 243L135 245L138 244L136 246L138 248H140L141 252L139 250L135 251L139 256L136 258L132 257L131 258L132 261H131L130 260L131 256L129 255L128 251H126V253H125L124 249L125 250H129V249L131 250L132 248H134V250H135L136 247L134 246ZM115 244H117V246H115ZM132 245H133V247H132ZM117 252H119V253H117ZM148 252H149V255H145V254H148ZM119 255H121V257L123 256L124 259L123 258L120 259ZM141 255H143V256H141ZM126 257H127V259H126ZM22 260L24 261L23 258H22ZM133 261H138V262H133ZM20 262H21V259H20ZM24 262H22V263H24Z\"/></svg>",
	"mask_w": 264,
	"mask_h": 264
}]
</instances>
